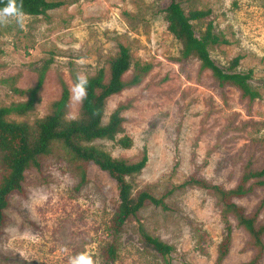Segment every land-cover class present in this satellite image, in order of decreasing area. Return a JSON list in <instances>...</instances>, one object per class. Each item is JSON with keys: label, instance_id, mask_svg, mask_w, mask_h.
<instances>
[{"label": "rangeland", "instance_id": "rangeland-1", "mask_svg": "<svg viewBox=\"0 0 264 264\" xmlns=\"http://www.w3.org/2000/svg\"><path fill=\"white\" fill-rule=\"evenodd\" d=\"M61 5L45 14L0 16V106L24 98L12 87L35 83L41 66L50 61L39 101L24 114L7 118L33 123L51 111L59 98L61 80L70 89L67 117L78 115L80 100L72 75L89 76L107 69L118 44L128 47L130 68L125 80L144 64L141 81L107 98L103 122L120 103L124 134L132 145L114 140L91 142L112 157L137 161L144 149L147 162L128 177L133 192L148 189L155 195L190 175L225 188L238 182L244 164L264 165V0H176L185 12L210 9L192 21L200 35L208 21L226 42L209 45L216 64L234 71H252L250 84L261 96L240 97L232 85L219 86L196 58L179 60L180 43L166 29L164 8L170 0H52ZM0 231V264H71L83 254L92 264H214L224 224L215 198L198 187L175 189L165 198L167 209L145 205L137 219H128L116 240V256L109 258L107 226L117 206L115 183L89 164L80 183L74 163L63 149L43 159L40 169L26 171L23 192L10 196ZM252 213L261 204L258 222L264 223V186L234 198ZM232 232L222 264H242L253 254L248 234L229 217ZM139 225L172 246L162 257L148 245ZM264 264V254L261 259Z\"/></svg>", "mask_w": 264, "mask_h": 264}, {"label": "trees", "instance_id": "trees-1", "mask_svg": "<svg viewBox=\"0 0 264 264\" xmlns=\"http://www.w3.org/2000/svg\"><path fill=\"white\" fill-rule=\"evenodd\" d=\"M61 1L52 0H0V10L6 6H14L17 14L39 15L47 10L61 5ZM210 14V9H190L185 12L176 0H170L164 8L166 29L179 41V60L196 58L200 69L209 70L219 86L232 85L240 97L253 101L261 96L260 92L252 87L250 79L252 71H234L241 58L236 55L229 61L228 69H224L211 58L209 45L226 42L213 30L211 21L206 23L203 32L196 35L192 21L201 20ZM130 52L127 46L118 44L115 56L109 59L107 69L99 68L94 74L86 76V96L80 100L78 115L67 117L70 101L68 84L61 80V92L51 106V111L33 123L9 120L10 113L24 114L32 110L39 101V93L43 85L45 73L50 65L46 61L38 71L35 83L25 89L12 87V90L24 99L8 106H0V231L5 223V211L10 204L13 193L23 192V183L26 171L40 169L43 159L58 149H63L69 160L77 168L80 183L86 182L89 164L95 165L105 172L115 183L117 190V206L107 226L108 236L112 237L105 249L109 258L116 256V240L128 219H137L139 211L147 204L167 209L165 198L175 189L198 187L207 190L216 200L220 209V216L224 224V236L218 247L214 264H222L228 254L231 242L232 226L229 217H233L238 227L248 234L247 245L252 249V257L242 264H261L264 254V223L258 222L261 209L259 204L255 210L246 214L244 208L238 205L234 198L252 193L256 188L264 186V165L253 167L248 160L242 169L238 182L232 188H225L220 184H213L205 179L190 175L183 181L172 184L166 192L155 195L148 189L133 192L128 177L142 170L147 162L146 149L135 162L114 158L100 147L91 144L95 139L114 140L124 148L132 145V139L124 134L123 112L128 104H118L103 122L107 98L120 93L124 88L133 86L141 81L142 73L150 66L144 64L138 68L129 80L123 75L130 68ZM75 75L72 81L76 82ZM264 89V81H263ZM142 239L162 257L169 256L172 246L158 237L147 233L139 225ZM165 264H171L167 261Z\"/></svg>", "mask_w": 264, "mask_h": 264}, {"label": "clouds", "instance_id": "clouds-1", "mask_svg": "<svg viewBox=\"0 0 264 264\" xmlns=\"http://www.w3.org/2000/svg\"><path fill=\"white\" fill-rule=\"evenodd\" d=\"M17 15V10L14 6H6L0 10V16ZM87 77L77 75L73 90L76 93V99L83 100L86 96ZM71 264H92L91 259H86L83 254H77L70 258Z\"/></svg>", "mask_w": 264, "mask_h": 264}]
</instances>
